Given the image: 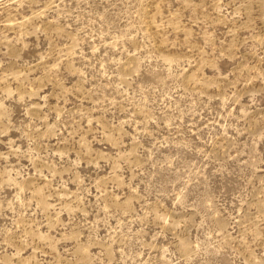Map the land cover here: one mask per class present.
<instances>
[{"label": "rangeland", "instance_id": "1", "mask_svg": "<svg viewBox=\"0 0 264 264\" xmlns=\"http://www.w3.org/2000/svg\"><path fill=\"white\" fill-rule=\"evenodd\" d=\"M0 264H264V0H0Z\"/></svg>", "mask_w": 264, "mask_h": 264}]
</instances>
